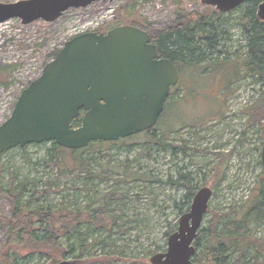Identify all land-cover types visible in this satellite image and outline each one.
<instances>
[{
	"label": "rangeland",
	"instance_id": "1",
	"mask_svg": "<svg viewBox=\"0 0 264 264\" xmlns=\"http://www.w3.org/2000/svg\"><path fill=\"white\" fill-rule=\"evenodd\" d=\"M122 6L132 9L135 17L147 22L154 31L172 23L177 9L204 13L214 8L200 0L97 1L84 8H71L53 22L39 19L24 25L20 19L11 18L0 23V123L9 116L22 89L40 74L44 64L66 40L82 32L114 27L117 11ZM241 10L243 4L224 14L230 38L222 43L227 58L240 57L239 66L244 62L245 51V38L237 24ZM223 56L212 52L201 61L204 67H189L188 72L181 73L182 83L171 92V103L165 104L150 136L137 134L106 146L101 154L93 150L82 153L90 160L88 167L104 177L110 174L108 178L88 180L77 170L59 173L53 166L41 165L46 152L53 148L49 141L32 143L22 150L13 148L1 156L3 187L9 184L11 173L15 174V180L27 178L37 182L39 189H44L45 181L55 182L53 190L33 201L34 204H57L61 194L75 192L70 202L75 208L94 210L105 204L111 213H117V226L111 233L108 229L92 232L86 230V225L82 226V233L77 231L67 243L73 252L62 261L150 264L152 254L166 250L167 238L177 229L180 215L189 210L193 196L186 199L184 182L196 191L202 186L212 189L199 230L206 227L213 212L221 214L224 220L230 218L232 209H239L252 198L258 182L264 187L260 162L264 118L249 122L248 115L262 82L245 74L234 79L238 69L234 60L212 63ZM197 72L200 75H192ZM228 85L231 90L226 89ZM151 136L166 146L156 144ZM121 162H129L134 174L127 178L116 174V170H122ZM108 163L116 167L106 168ZM9 208L8 201L0 196V216H9ZM255 233L264 234V220L258 223ZM6 239V230L0 226V253ZM93 239L96 244L80 254L76 241L84 245ZM198 243L197 252H200L203 236ZM108 254L115 259L108 260ZM45 261L37 255L21 254L16 258V264H44Z\"/></svg>",
	"mask_w": 264,
	"mask_h": 264
},
{
	"label": "water",
	"instance_id": "2",
	"mask_svg": "<svg viewBox=\"0 0 264 264\" xmlns=\"http://www.w3.org/2000/svg\"><path fill=\"white\" fill-rule=\"evenodd\" d=\"M97 1L114 0L0 2V23L11 18L24 25L39 19L53 22L71 8ZM245 1L200 0L220 12ZM256 16L264 20V0H259ZM178 78L175 64L159 56L149 34L136 26L77 34L22 89L9 116L0 123V155L18 146L48 141L80 149L93 141L112 142L151 130ZM78 118L80 122L74 126ZM260 162L264 170V139ZM211 196L209 187L197 189L189 210L180 215L177 229L168 236L166 250L152 254L150 264H198L193 261V242Z\"/></svg>",
	"mask_w": 264,
	"mask_h": 264
},
{
	"label": "trees",
	"instance_id": "3",
	"mask_svg": "<svg viewBox=\"0 0 264 264\" xmlns=\"http://www.w3.org/2000/svg\"><path fill=\"white\" fill-rule=\"evenodd\" d=\"M129 1L132 3L134 0ZM258 4L259 0L243 2V10L238 15L237 24L245 38L244 62L242 66H239L240 57L235 56L236 60L233 59L238 66L234 79L245 74L254 81L262 82L255 104L248 111L249 122H259L264 118V20L256 16ZM135 14L132 9L127 10L126 6L120 7L114 25H133L146 31L151 42L155 43L158 55L168 58L177 67L179 79L176 87L182 83L180 76L184 70L188 72L189 67H204L205 64L201 61L212 52L224 55L221 60H215L212 63L233 61L227 58L228 53L222 49V43L230 38L225 29L228 23L224 18L226 12L217 11L215 8H209L204 13L177 9L172 23L160 31L152 30L147 22L140 17H135ZM112 27L110 25L99 31L106 32ZM56 52L52 54V58ZM198 72L192 75H200ZM231 85H228L226 89L231 90ZM175 86L171 88V92L176 90ZM169 100L168 97L165 104L171 103ZM175 102L176 100L172 101L173 104ZM79 122L80 118L75 119L74 126H77ZM149 132L150 130L140 133L150 136ZM137 134L112 142L93 141L80 149H66L49 141L52 142L53 148L46 152L41 165L53 166L59 173L77 170L83 172L84 179L88 180L108 178L110 174L104 177L100 172H95L88 167L90 160L88 157L87 159L83 157L82 153L93 150L101 154L106 146L124 142ZM150 139L156 144L166 146L160 139H155L153 136ZM25 146L16 148L22 150ZM182 152H186L185 145L182 147ZM120 166L122 170H116V174L121 177L127 178L134 174L129 168V162H121ZM115 167L108 163L106 168ZM3 171L4 166L0 161V180ZM14 176V173L9 175V184L6 187H3L0 182V196L4 197L10 206L9 216H0V226L5 228L7 235L4 250L0 253L1 264H16V258L21 254L37 255L46 260L44 264H59L66 255L73 252V247L67 243L72 240L77 231L82 233V226L86 225V230L92 232L108 229L106 231L109 233L113 232V227L117 226V213H111L112 211L105 204L95 207L94 210L75 208L70 203L75 197V192L61 194L57 204L46 202L34 204L33 201L47 196L53 190L55 182L45 181L44 189H39L37 182L27 178L15 180ZM181 177L185 179V176ZM184 185L187 187L185 197L190 199L196 190L193 186H189L187 181ZM230 213V218L224 220L221 214L213 212L206 227L198 229L193 242L195 247L193 261L198 264H264V234L256 235L255 233L258 223L264 220V187L261 183L258 182L255 194L248 199V203H243L239 209H232ZM220 225L223 227L219 228ZM202 236L203 249L197 252L200 247L198 239ZM94 244L96 239L84 245L76 241L75 246L78 245V250L82 254L83 251L90 250ZM110 255H107L108 260L112 256Z\"/></svg>",
	"mask_w": 264,
	"mask_h": 264
},
{
	"label": "flooded vegetation",
	"instance_id": "4",
	"mask_svg": "<svg viewBox=\"0 0 264 264\" xmlns=\"http://www.w3.org/2000/svg\"><path fill=\"white\" fill-rule=\"evenodd\" d=\"M170 92H171V89H170ZM195 194V193H194ZM194 196V195H193Z\"/></svg>",
	"mask_w": 264,
	"mask_h": 264
}]
</instances>
